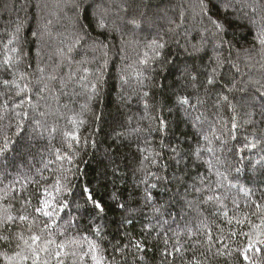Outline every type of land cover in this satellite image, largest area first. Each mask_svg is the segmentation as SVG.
<instances>
[{
    "label": "trees",
    "instance_id": "obj_1",
    "mask_svg": "<svg viewBox=\"0 0 264 264\" xmlns=\"http://www.w3.org/2000/svg\"><path fill=\"white\" fill-rule=\"evenodd\" d=\"M245 2L254 5L256 11L253 12L250 7H242L241 0H205L209 15L224 24V30L214 35L216 29L209 19L196 14L199 13V0H0V42H6L18 19L22 21L20 36L24 51L29 53V57L25 59L21 69L31 63V71L40 63L51 71L59 63L57 49L63 48L66 51L67 46L80 36L82 40L74 48L73 59L76 62H92L84 66L92 70L89 80L93 81L96 79L95 69L103 64V53L107 52L103 80L90 102L86 95H72L74 91L81 92L78 85L72 84L65 90L68 95L56 91L44 93V98L41 99L37 92L29 94L33 96V104L39 103L40 111L50 112L44 118L37 116V119H42L46 124L47 130L43 131L41 137L42 130L37 129L34 122L26 120L21 126L20 135H15L16 127L13 122V126L7 131L13 143L5 154L0 155V185H8L16 180L23 183L25 178L31 179L38 175L44 164L53 159L47 149L61 146L60 133L67 124L66 117L80 113L81 106L87 103L88 108L82 116L85 123L79 127L81 144L75 164L78 171L69 173L75 187L72 194L67 196L73 206L80 205L78 211L73 213L79 219L72 228L67 229V236L57 235V240L85 232L96 239L91 227L100 226L104 238L99 242L106 249L108 261L114 260V264H164L163 231H168L171 236L172 231L176 230V225L172 224L173 218L181 225L187 222L206 223L213 227L214 233L215 224H220L225 233L230 227L237 228L235 222L229 226L224 217L214 216L216 205H200L203 196L194 193L193 185L205 186L200 184V177H209L204 161L211 159L212 154L204 153L201 160L194 153L197 145L203 143L198 139L202 134L201 129L207 131L209 125L219 117L227 120L228 128L231 127L232 113L226 105L217 107V100L223 92L221 85L206 87L204 83L206 76L203 72L209 65V58L219 51L223 58L238 63L241 69L239 74L233 76V70L225 66L224 73L228 79L221 81V84L230 85L234 79L238 87H243L250 78L260 79V73L264 72L261 68V64H264V52L255 40L257 32L264 28V0ZM101 19L106 25L104 28L98 27ZM132 19L139 21L140 27H133L129 23ZM45 24L48 25L47 31L41 35L42 25ZM169 28H176V33H169ZM33 32L37 33L36 37ZM158 34L164 35L168 41L163 50L164 60L150 64L145 71L144 66L138 64V59L144 50L143 45ZM202 39L206 41L203 50L191 54L190 45H199ZM99 45H106V48H100ZM246 49L249 51L245 52ZM246 56L253 57L252 67L246 66ZM75 67L73 64V69ZM68 71L69 67L65 63L60 74ZM137 71H143L147 77L142 86L137 83ZM194 73L200 74L196 89L190 83V76ZM145 91L149 94L146 98L142 95ZM228 95L237 105L236 115L241 127L236 140L225 136L227 143L222 146L220 142H214V147L218 149L215 155L224 161L219 170L232 178V182L239 187L252 189L255 193L245 196L238 188H227V181L224 182L225 187L220 193L230 194L225 201L229 216L242 218L253 210L245 207V204H250L260 196V192L255 191L256 187L264 188V184L259 183L262 179L260 169L253 171L252 168L264 152L258 147L255 150L245 149L238 155L235 148L243 146L245 136L249 139L253 134L257 138L264 137V101L253 97L250 89L247 94L236 91ZM181 96H189L192 104H197V99L202 103L193 111L188 105L181 106L177 103V98ZM145 100L149 105L147 112L144 108ZM199 114H203L201 122L193 127V118ZM148 117L152 119L149 120ZM159 119L166 122L163 131L155 130L159 126ZM8 123V120L3 122L4 126ZM137 126L144 131L130 136L129 133ZM216 126L222 130L221 124ZM53 127L57 129L56 132H52ZM85 139L87 143H84ZM145 139L153 141L152 147L160 153L152 170L164 177L152 189L154 203L148 206L144 204L143 186L137 187L138 174L134 175L140 159L136 150L137 143L144 146ZM236 168L241 169L240 172L237 173ZM43 174L48 175L47 172ZM216 179L213 172L211 180L214 182ZM85 186L101 202L103 212L98 213L90 204H85L80 194ZM16 187L19 189V184ZM33 191L35 188L29 186L28 192ZM233 200L240 204L238 210L233 207ZM187 202H192L191 207ZM35 204L36 200H33V205ZM120 204H126L127 207L122 209ZM19 207V203H16L15 209ZM154 207L160 208L158 214L153 213ZM70 218L65 216L60 224L67 227L65 221ZM126 219L132 223H124ZM149 220L157 231L144 234L141 230ZM165 220L172 226H164L162 230L161 224ZM243 230L248 231V228L245 226ZM125 232L131 233L136 239L143 238L146 251L131 250L123 256L114 253L112 246L117 241H121V245L126 242L123 238ZM186 240L184 237L182 242ZM200 240H204L203 234ZM174 242L175 237H172L170 248ZM226 242L229 249H237L242 248L247 240L234 237ZM206 249L207 245L204 243L196 249L202 264H239V260H242L235 252L231 257L218 256L215 248L211 253ZM187 251L185 260L191 257L193 249L188 248ZM255 255L259 264L260 254ZM63 259L64 264H73L77 258L67 256ZM173 259L168 257V261ZM51 264H55L54 258ZM86 264H91V260H87ZM174 264H181L179 255L175 257Z\"/></svg>",
    "mask_w": 264,
    "mask_h": 264
},
{
    "label": "snow or ice",
    "instance_id": "obj_2",
    "mask_svg": "<svg viewBox=\"0 0 264 264\" xmlns=\"http://www.w3.org/2000/svg\"><path fill=\"white\" fill-rule=\"evenodd\" d=\"M73 6L78 7L77 4H73ZM224 6L227 7V4ZM241 6L250 7L253 12L256 11V7L252 4H247L245 0H241ZM196 14L209 19L210 24L216 29L214 35L224 30V24L221 20L213 19L209 15L205 0H199V13ZM183 16L184 13L182 12L181 17L183 18ZM49 23L51 22L49 21ZM129 23L133 27H140V22L135 19L130 20ZM22 26V21L18 19L6 42H0L2 43V47H0V143H2L0 155L5 154L13 143L9 135H7V131L13 126V122L16 127L15 135H20L21 126L26 120L34 122L36 128L42 130L41 137L43 136V131L47 130L46 124L42 119H37V116L44 118L50 112L40 111L39 103H32L33 96L29 95L30 93H39L41 99L44 98V93L56 91H60L63 95H68L65 90L69 84H72L73 86L78 85L81 89L80 93L74 91L72 95H86L87 101L90 102L98 89L99 83L103 80V71L107 65V52L105 51L103 53L105 57L103 64L95 69L96 79L90 81L89 75L92 74V70L84 65L92 62L86 60L76 62L73 59L74 48L82 40V37L77 36L67 46L66 51L63 48L57 49L59 63L52 67L51 71H48V67L42 66L40 63H37L36 68L31 71V63L26 64L21 69L25 59L29 57V53L24 51L21 41ZM105 26L103 19H101L98 27L104 28ZM47 28V24L42 25L41 35L47 31ZM168 32L175 34L176 28H169ZM33 36L36 37L37 33L33 32ZM255 40L261 46V51L264 52V28L257 32ZM204 43L206 41L202 39L199 45L191 44V54L202 51ZM167 44L168 41L162 34L147 40L143 45L144 50L138 59V64L143 65L146 71L150 64L163 61L165 56L163 50L167 47ZM99 47L106 48V45H99ZM248 51L247 49L245 50V52ZM245 60L246 66L252 67L253 57L246 56ZM65 63H67L69 71L61 75L60 69ZM73 64L76 65L75 69H73ZM225 66L233 70V76L241 72L238 63L223 58L217 51L209 58V65L205 68L203 75L206 76L204 82L206 87L221 85L223 92L219 95L217 107L226 105L227 109L232 113L231 127L228 128L227 120L219 117L214 123L209 125L207 131L201 129L202 134L199 135L198 139L203 143L197 145L194 154L197 159L201 160L204 153L212 154L211 159L204 161L207 164L210 175L208 178L201 175L200 184L205 186L197 187L193 185V191L198 196H203V200L199 202L201 206L207 204L216 205L217 211L214 216L224 217L225 222L229 226L235 222L237 228L230 227L229 231L225 233L220 224H215L216 233H214L213 227L206 223L191 224V222H187L181 225L179 221L173 218L172 224L176 225V230L172 231L171 236H169L168 231H163L164 249L162 256L164 257V264H174V259L178 255L181 257V264H202L196 252L201 243L207 245L206 251L208 253H211L212 249L215 248V254L218 256L228 255L231 257L233 252H235L238 258H242V260H239V264H257L255 254H260L259 264H264V188L257 186L255 191L260 192V196L252 200L250 204H245V207L253 209L252 211L246 213L242 218L230 217L227 203L225 202L230 194L227 192L220 193V190L225 187V181H227V188H238L245 196H252L255 193L252 189L239 187V185L232 182V178L219 170V166L223 165L224 161L215 155L218 149L214 147V142H220L222 146L225 145L227 143L225 136H228L231 140H236L237 132L241 127L236 115L237 105L233 100L229 99L228 93L239 91L247 94L250 89L253 97H259L261 101H264V72L260 73V79L250 78L244 83L243 87H238L234 79L231 80L230 85L228 83L221 84V81L228 79L224 73ZM261 68L264 69V64H261ZM136 77L137 83L141 86L144 83V79L147 78L144 76L143 71H137ZM199 78L200 74L197 73L190 76V83L193 89L197 88ZM127 82V79H125V83ZM142 95L146 98L149 94L145 91ZM177 103L181 106L188 105L189 108L195 111L202 101L197 99V104H192L189 96H181L177 98ZM26 105L27 107H25ZM64 107L67 108V105ZM87 108L88 104L86 103L81 106L80 113H73L72 116L66 117L67 124L60 133L61 146H53L47 149L48 154L53 159H49L44 164L38 175L33 176L31 179L25 178L23 183L20 180H16L8 185H0V249H3L0 251V262L2 264H51L53 258L55 259V264H64L63 258L67 256L77 258L74 259L73 264H86L89 259L91 264H114V260H107L106 249L99 242L104 238L100 226L91 227V232L96 239L89 236L87 232L82 235L77 233L76 235L68 236L66 239H56L57 235L67 236V229L72 228L79 219L73 213L78 211L80 205L76 204L73 206L67 196L72 194L75 187L71 183L69 173L78 171L75 168V164L81 144L79 127L85 123L82 116ZM144 108L147 112L149 105L146 100ZM185 111L187 112V109ZM202 115L199 114L193 118V127H196L197 123L201 122ZM148 118L149 120L152 119L151 117ZM5 120L9 121L7 126L3 124ZM217 124H221L222 130L217 128ZM67 125L72 127L69 128ZM165 127L166 122L163 119H159V126L155 130L163 131ZM151 130L150 128L149 131ZM56 131L57 129L53 127L52 132ZM143 131L142 128L137 126L132 129L129 135L139 134ZM244 140L245 143L242 147L235 148V152L238 155L245 149L255 150L258 147L261 152H264V137L257 138L253 134L251 139L245 136ZM84 143H87L86 139ZM153 143V141L145 139L143 142L144 146H141L138 142L136 148L140 154V159L138 166L134 169V175L138 174L137 187L143 186V198L146 206L154 203L152 189H155L159 182L164 179L157 171L152 170L160 156V153L152 147ZM252 168L253 171L257 168L260 169L262 179H260L259 183L264 184V155L252 165ZM240 170L239 168L235 169L237 173ZM44 172H47L48 175H44ZM213 172L217 177L214 182L211 180ZM17 184H19V189L16 187ZM29 186L34 187L35 191L28 192ZM205 192L209 194L204 195ZM80 194L84 198L86 205L90 204L92 209L97 210L98 213L104 211L101 202L94 198L93 192L87 186L81 190ZM33 200H36L35 205H33ZM16 203H19V209H15ZM187 203L191 207L192 202ZM232 203L237 210L241 207L235 200ZM119 207L125 209L127 206L126 204H120ZM70 209L71 211H69ZM159 212L160 208H153L154 214ZM65 216L71 217L65 221L67 227L60 224V221L64 220ZM124 223L131 224L132 221L126 219ZM164 226L171 228L172 225L165 220L161 224L162 230ZM245 226L248 231L243 230ZM141 231L144 234H151L157 229L149 220ZM202 234L204 236L203 241L200 240ZM159 235L160 233L158 232L157 239H159ZM172 237H175V242L170 248ZM184 237L187 240L182 242ZM234 237H243L247 240V243L242 248L229 249L226 241ZM123 238L126 241L123 245H121V241H117L112 246L114 253H120L123 256L131 250L137 252L146 251L143 238L136 239L128 232L123 233ZM193 241L195 243H192ZM188 248H192L193 251L191 257L185 260L184 257L188 254ZM70 249L71 251H69ZM200 255H204V253H200ZM169 256L174 259L168 261Z\"/></svg>",
    "mask_w": 264,
    "mask_h": 264
}]
</instances>
